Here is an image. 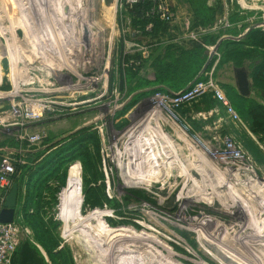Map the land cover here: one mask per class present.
Returning <instances> with one entry per match:
<instances>
[{
	"label": "rangeland",
	"instance_id": "374dc122",
	"mask_svg": "<svg viewBox=\"0 0 264 264\" xmlns=\"http://www.w3.org/2000/svg\"><path fill=\"white\" fill-rule=\"evenodd\" d=\"M79 1L81 15L87 0ZM146 1L151 6L144 14L158 15V7L167 5L172 21H163L166 25L157 31L151 24L143 26V12L134 5ZM221 1L223 12L214 29L207 31L194 27L184 0H89L90 22L105 16L114 28L109 42L111 30L102 25L91 56L89 46L71 54L87 39L86 30L84 18H72L64 0H0V143L38 131L45 133L46 144L84 126L97 131L79 144L89 174L82 178L80 162L71 163L62 213L59 183L51 184L58 188L56 204L44 208L45 219L58 226L51 236L57 250L69 255L73 264H90L94 256L74 234L76 217L99 214V237L95 234L93 240L99 242L102 264H264V136L251 133L222 104L208 109L203 96L175 106L157 93L130 103L119 118L115 114L129 103L134 82L153 81L163 58L185 53L204 33L217 31L235 3L236 13L247 17L245 25L264 30V0ZM29 49L30 55L23 53ZM215 64L208 75L218 86L232 81L235 68L226 64L214 70ZM157 100L166 110L154 118L155 125H163L160 130L182 154L178 159L167 144L168 173L148 186L141 160L138 164L117 140L157 107ZM117 125L124 127L119 130ZM230 143L239 156L227 150ZM195 144L199 151H194ZM133 167L144 183L135 181ZM213 173L220 175L217 182L205 180V174L211 178ZM221 174L230 177L232 187ZM128 190L134 193L127 195ZM86 191L89 202L84 204ZM104 197L118 204L115 210ZM94 225L87 227L88 234H93Z\"/></svg>",
	"mask_w": 264,
	"mask_h": 264
},
{
	"label": "trees",
	"instance_id": "16d2710c",
	"mask_svg": "<svg viewBox=\"0 0 264 264\" xmlns=\"http://www.w3.org/2000/svg\"><path fill=\"white\" fill-rule=\"evenodd\" d=\"M184 1L191 13L194 27L209 31L216 26L218 16L223 12L221 0ZM148 5L151 6L146 1L134 6L138 9L141 8L139 11L143 12L141 15L143 26L151 24L152 30L157 31L156 27L166 24L157 14H144ZM237 11L236 3L232 9L227 10L228 28L209 32L203 35L199 41L192 42L189 49L182 51L185 53H178V56L172 54L158 62V74L153 81L134 82L129 103L123 104L122 108L115 112L116 117L119 118L123 115L130 103L135 102L138 98L151 97L157 93L169 97L176 96L186 92L196 83L205 81L216 61V57L208 53L206 46L213 47L220 54L216 68L225 64L239 68L247 64L253 87L261 93L264 102V30L259 26L245 25L247 17L239 16ZM166 27L164 26V33L167 31ZM221 88L225 91L226 98L237 118L245 123L254 135L264 136V105L240 96L227 85H221ZM203 100L208 109L221 106L214 95L206 94L203 96ZM124 125H117V128L121 130ZM95 132L97 131L93 130V126L89 125L52 141L50 144L44 143L46 138L37 146L24 140L20 142L16 138L0 143V151L13 150L16 159L23 156L24 164L14 163L13 184L18 189L17 211L22 216L23 225L32 231L33 238L45 250L52 264H64L66 261L67 264H73V261L69 255L65 256L63 252L57 250V241L51 236L58 226L54 225L51 218L46 220L44 216V208L49 209L57 202L54 195L58 188H53L51 184L59 183L62 188V213L63 195L68 178L67 168L71 163L80 162L82 178L89 174V163L82 157L84 151L79 144L81 138L86 135L97 136ZM88 192H85L84 204L89 202ZM125 192L127 195L134 193L129 190ZM104 202L113 210L118 205L112 204L114 201L112 202L106 197H104ZM149 238L153 243L161 244L156 239L150 236Z\"/></svg>",
	"mask_w": 264,
	"mask_h": 264
},
{
	"label": "bare ground",
	"instance_id": "6f19581e",
	"mask_svg": "<svg viewBox=\"0 0 264 264\" xmlns=\"http://www.w3.org/2000/svg\"><path fill=\"white\" fill-rule=\"evenodd\" d=\"M88 1L89 0L86 1L87 3L84 1V6H85V10L86 11L85 12H82L81 15L78 12V9H79L78 7L81 5V1L76 0L75 2H72V3H68V2L66 3L65 0H64V2H63V4H64L63 7H66L67 6V7H69V11L71 10L70 11V13H71L70 15L72 16V18H75V16H77L79 18V21H81L84 18V20H82V21H84V23L82 24V26H83V28L85 27L84 29L86 30L85 36H86L87 39L85 40V42L82 41V43L79 42L80 44H76L75 45V49H72L71 50V54L73 52H78V53L79 52H82V51L85 50V49L83 50L84 47L89 46V48H90V51L89 52L91 53V56L92 55L94 56V50L97 49L95 46H97V44H98V39L100 37H102V36H100L101 34L99 35V32L98 31H102L101 29L103 28L102 27L103 24L105 26L109 27L110 30H111V33L109 35L110 36L109 37V42L112 41L113 36H114V28L111 27V26H108L106 24L105 16L102 17V19L99 20L97 23L96 22H93V19L91 20L93 23L90 22V19H89L90 9L89 8H90L91 0H90V3H88ZM59 5H61V4H59ZM86 5H87V8H86ZM90 16H91V14H90ZM92 18H93V16H92ZM95 29H97L96 32H94ZM98 35L100 37H98ZM30 51H31L30 49L27 50V51L23 50V53H26V54L29 53L28 55H30V53H31ZM64 53H66V52L64 51ZM69 53L70 52H68V54ZM96 56H98V55H96ZM154 105H156L157 107L154 106V108L144 118L141 117L142 118L141 120H139V121H136L135 120V122L130 127H128L127 129H125L121 134H119L120 136L118 137V140H117L119 142V145L123 144V146H124V144H125V146L127 147V152L130 153L131 155H133L135 157L134 160L136 162L138 160H141V164L144 165V169H146L145 172L148 173L147 175L145 174V177L143 178L145 180V183L148 184V186L151 183H154L156 181H159L162 176H165V174L168 173L169 166L167 164L169 163L168 160L170 159L169 158V151L168 152L167 151L164 152V148H165V146L167 144H170L171 145V146H169V149H171V151H175L176 152L177 155L176 154L175 155H176V157H178V159L181 158V154H182L181 149L177 148L178 145L172 140L171 136H169L167 133H163L160 130L159 127H162L163 125H157V126L155 125L156 123L154 122V118H158V116H160L159 114H161L163 116L164 110H166V109L163 108L162 102L160 100L155 101V104ZM167 117L169 118V116H167ZM175 129H176V127H175ZM149 139L151 141H149ZM194 147H195V150L194 151H196V149H198V151H199V148H198V146L196 144L194 145ZM153 153H155V154L158 155L156 159L152 158V154ZM141 156H142V159H141ZM142 161H147V163L149 165L148 164L147 165L146 164H143ZM137 163L139 164L140 162H137ZM135 167L138 169V166H135ZM149 167H150V171H149ZM131 168H132V166H131ZM133 170H134L133 174L135 176V181L136 182H139V183L140 182L144 183L143 182L144 180L141 181L142 178H140L138 176L139 171L137 172L136 169H134V167H133ZM159 172H161L160 175H159ZM232 174H234V173H232ZM200 175H202V172H200ZM215 175H217V174L216 173L215 174L214 173L211 174L212 177L210 178L209 176H207L205 174L204 175L205 176V180L206 179H209L211 181L217 182L220 179V175H218V177H216ZM223 177L225 178L224 179L225 180L224 181L225 184L227 186H231L232 187V184H231V181H230V177L229 178H226L227 176H223ZM97 216L98 217H101L102 214H99ZM97 216L96 217L95 216H92V215H88V216H85V217H83V216H77L76 217L77 218V223L75 224L76 226L74 228V234H75V236H77V239L79 241H81V243L83 245H85L84 246V250L85 251H88V252H91V251L94 252L93 253L94 256L93 257H90V259H91V260H89V263L90 264H102L101 258H100V253H99V242L98 241L96 242V240L95 241L93 240L95 234L99 237L98 218H97ZM94 222H95V225L92 228V232L94 231L96 233L93 232V234H88L87 233V227L91 223H94ZM88 232L90 233L91 231H88ZM260 236H262V235H260ZM94 239H96V237ZM97 239H99V238H97ZM138 244L141 245L142 243L137 242L136 245H138ZM144 246H146V245H144ZM153 254H155V252H153ZM79 255H80V253H79ZM79 255L77 256L78 257L77 259H79ZM227 257H229V256H225V258H227ZM79 262L81 263V261H79Z\"/></svg>",
	"mask_w": 264,
	"mask_h": 264
},
{
	"label": "built area",
	"instance_id": "2783aa9c",
	"mask_svg": "<svg viewBox=\"0 0 264 264\" xmlns=\"http://www.w3.org/2000/svg\"><path fill=\"white\" fill-rule=\"evenodd\" d=\"M158 13L159 18L162 21H172V14L170 13L167 5H160L158 7ZM228 26V22L224 21L223 27ZM193 39L195 38L193 37ZM205 48L208 53H211L216 57V63L220 57V54L211 46H206ZM206 94L214 95L215 98L225 108H227L228 112L233 116V118H237L235 112L230 107L222 90L220 89L216 81L212 79L211 74L207 75V79L205 81L196 83L195 85L190 87L186 92L176 96L167 97H169L168 100L171 104L178 106L181 103L187 102L191 99L202 97ZM45 138V133L42 131H38L31 134L21 135L17 138V140L20 142L24 140L31 145H38ZM227 150L231 153L234 152L236 156H239L238 151H235L231 143L228 144ZM237 159L238 158H236V160ZM14 163L24 164L25 161L23 159V156L21 155L19 159H16L14 152L0 151V212L4 208V204L11 187L14 185ZM25 236H32V231L28 227L23 225L22 216L20 212L17 211L16 203L15 214L12 222H0V264H11L12 256Z\"/></svg>",
	"mask_w": 264,
	"mask_h": 264
},
{
	"label": "crops",
	"instance_id": "0c3cea01",
	"mask_svg": "<svg viewBox=\"0 0 264 264\" xmlns=\"http://www.w3.org/2000/svg\"><path fill=\"white\" fill-rule=\"evenodd\" d=\"M228 27H223V25H222L217 30H219L221 28L225 29ZM212 29H214V27ZM213 32H216V31H213ZM217 62L214 65V68H215L214 70H218V69H221L222 67H224V65H223L220 68H216ZM232 67H233V69L235 68V70L236 69H243L247 75V81H248V85H249V93L247 96H242V97L252 99L255 102H257L258 104L264 105L261 93L253 87L252 80L249 77V70L247 68V64H245L244 66L239 67V68H236L234 66H232ZM235 70H234V78L232 79V81H228L226 84H222V85H227L229 87H232L237 92V94H239L237 87H236ZM219 87L222 90L224 96L226 97L225 91L221 88V85ZM11 264H52V263H51L50 259L48 258V255L46 254L45 250L42 248V246L39 245V243L33 238V233H32V236H25L23 238V240L21 241V243L19 244L15 253L12 256Z\"/></svg>",
	"mask_w": 264,
	"mask_h": 264
},
{
	"label": "water",
	"instance_id": "95a60500",
	"mask_svg": "<svg viewBox=\"0 0 264 264\" xmlns=\"http://www.w3.org/2000/svg\"><path fill=\"white\" fill-rule=\"evenodd\" d=\"M235 79H236V87L239 94L241 96H247L249 93V85L247 81V75L243 69L235 70ZM17 195H18L17 186L13 185L7 195L4 208L0 212V222L2 223L12 222L15 214Z\"/></svg>",
	"mask_w": 264,
	"mask_h": 264
}]
</instances>
